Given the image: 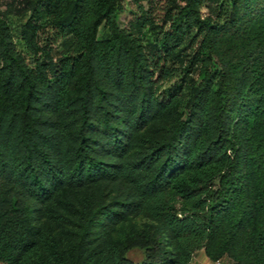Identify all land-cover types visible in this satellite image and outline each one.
<instances>
[{"label":"trees","instance_id":"trees-1","mask_svg":"<svg viewBox=\"0 0 264 264\" xmlns=\"http://www.w3.org/2000/svg\"><path fill=\"white\" fill-rule=\"evenodd\" d=\"M23 1L26 53L0 12V264H264V0H167L162 25L131 0L129 29L125 0Z\"/></svg>","mask_w":264,"mask_h":264},{"label":"rangeland","instance_id":"rangeland-1","mask_svg":"<svg viewBox=\"0 0 264 264\" xmlns=\"http://www.w3.org/2000/svg\"><path fill=\"white\" fill-rule=\"evenodd\" d=\"M23 0H0V12L6 11L7 8H11L13 6L12 12L9 13V23L11 24L13 31L15 32L16 39L15 41L18 44V48L26 53V49L23 43L18 38V32L22 23L27 20V15L24 13L18 12L17 10H21L23 8ZM167 0H155L153 5L145 3V7L150 11V14L155 18V21L162 25V19L164 18V14L166 11ZM207 10H204V13ZM141 11L132 3L131 0H125L124 2V12L119 19V25L123 29L131 28V23L140 17ZM50 38L51 41L54 38L53 31L49 30L43 33L40 36L41 42L45 41V39ZM60 50L59 44L54 45V52ZM174 81L171 82V84ZM126 257L135 264H141L145 259V251L142 248L134 247L128 250L126 253ZM223 264H233V262L228 258H223ZM190 264H214L211 260H209L204 253V250H200L195 253L194 258Z\"/></svg>","mask_w":264,"mask_h":264},{"label":"built area","instance_id":"built-area-1","mask_svg":"<svg viewBox=\"0 0 264 264\" xmlns=\"http://www.w3.org/2000/svg\"><path fill=\"white\" fill-rule=\"evenodd\" d=\"M214 264H223V261H222V259H220L218 261H215Z\"/></svg>","mask_w":264,"mask_h":264}]
</instances>
